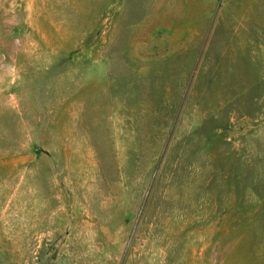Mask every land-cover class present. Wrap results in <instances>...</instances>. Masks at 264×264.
Instances as JSON below:
<instances>
[{
	"label": "rangeland",
	"instance_id": "1",
	"mask_svg": "<svg viewBox=\"0 0 264 264\" xmlns=\"http://www.w3.org/2000/svg\"><path fill=\"white\" fill-rule=\"evenodd\" d=\"M0 264H264V0H0Z\"/></svg>",
	"mask_w": 264,
	"mask_h": 264
}]
</instances>
